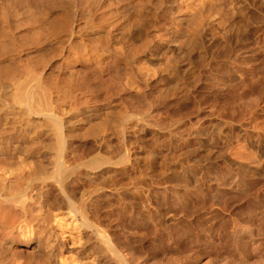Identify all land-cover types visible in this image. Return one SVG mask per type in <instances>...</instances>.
Returning <instances> with one entry per match:
<instances>
[{"label":"bare ground","instance_id":"6f19581e","mask_svg":"<svg viewBox=\"0 0 264 264\" xmlns=\"http://www.w3.org/2000/svg\"><path fill=\"white\" fill-rule=\"evenodd\" d=\"M262 137L264 0H0V264L262 236Z\"/></svg>","mask_w":264,"mask_h":264},{"label":"rangeland","instance_id":"374dc122","mask_svg":"<svg viewBox=\"0 0 264 264\" xmlns=\"http://www.w3.org/2000/svg\"><path fill=\"white\" fill-rule=\"evenodd\" d=\"M255 138V137H254ZM262 140H264V137H262ZM219 143H214L212 146L216 149V147L219 148ZM258 184H260L259 186H263L262 188H264V180L260 181V183L258 182ZM257 184V185H258ZM263 184V185H262ZM207 200V199H206ZM206 200L204 201L206 204L205 206H202V211L203 210H206V211H209V209L213 206L210 205V203H206ZM229 201L225 200V204H237V201L235 199H228ZM236 201L233 203V201ZM237 200H240L242 201L243 199L242 198H239ZM209 204V205H207ZM231 204V205H232ZM209 208H208V207ZM200 207V206H199ZM201 208V207H200ZM205 208V209H203ZM216 208V207H215ZM210 209L211 213L213 214L216 209ZM198 210V209H197ZM200 210V209H199ZM176 212V211H175ZM198 215H200V213H202L201 211L196 212ZM200 219V218H199ZM198 219V220H199ZM197 224L199 225V231L201 230L200 229V225H203L202 223V220L200 219L199 221H197ZM204 227V225H203ZM184 229V228H183ZM218 233V234H217ZM199 239H198V248H197V256H196V259L193 260V264H228V263H233L236 261V263L234 264H241L243 261H246L245 264H251L250 262H256L257 260V264L261 263V264H264V235H254L253 237L249 238L250 240H242L241 239V243L240 241H238V243L236 244L237 246H234L231 247V243L227 242L228 238L224 237V235H220L218 231H215L211 234H203L202 231L199 232ZM217 234V235H215ZM208 235V236H207ZM202 238V239H201ZM225 238V239H224ZM200 241V242H199ZM248 241V242H247ZM219 242V243H218ZM223 242V243H222ZM247 242L246 246H245V243ZM200 243V244H199ZM210 243V244H209ZM242 245H240V244ZM244 243V244H243ZM215 246H213V245ZM228 244V245H227ZM261 244V245H260ZM230 245V246H229ZM245 246V248H244ZM255 246V247H253ZM258 246V247H257ZM245 250H243V248ZM248 247V248H247ZM260 247V248H259ZM230 248V249H229ZM233 248V249H231ZM259 248V249H258ZM240 249V250H239ZM248 249V250H247ZM254 250V251H253ZM243 251V252H242ZM177 254L175 255L174 251L173 252H166L164 253L163 252V264H192L191 263V258L186 255L185 253H179V251H175ZM201 252V253H200ZM204 252V253H203ZM237 252V253H236ZM239 252V253H238ZM168 253V254H167ZM210 253V254H209ZM230 253V254H229ZM165 254V256H164ZM184 254V255H183ZM217 254V255H216ZM241 254V255H240ZM169 255V256H168ZM175 255V256H174ZM225 255V256H224ZM248 255V256H247ZM180 256V257H179ZM213 256V257H212ZM226 257V258H225ZM166 258V259H165ZM186 258V259H185ZM257 258V259H256ZM170 259V260H169ZM234 259V260H233ZM238 259V260H237ZM216 260V261H215ZM232 260V261H231ZM258 260H260L258 262ZM263 260V261H261ZM185 261V262H184ZM209 261V262H208ZM229 261V262H228ZM238 261V262H237ZM241 261V262H240ZM166 262V263H165ZM206 262V263H205ZM219 262V263H218ZM228 262V263H227ZM252 262V263H253ZM263 262V263H262ZM162 264V262L160 263ZM244 264V262L242 263Z\"/></svg>","mask_w":264,"mask_h":264}]
</instances>
